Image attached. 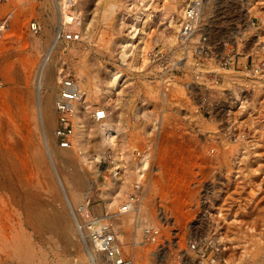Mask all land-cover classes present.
<instances>
[{
	"label": "rangeland",
	"instance_id": "1",
	"mask_svg": "<svg viewBox=\"0 0 264 264\" xmlns=\"http://www.w3.org/2000/svg\"><path fill=\"white\" fill-rule=\"evenodd\" d=\"M187 1L120 0L104 21L101 0H79L81 23L66 28L82 39L48 57L55 79L88 86L64 148L56 100L46 126L48 86L36 79L56 30L54 0H0V19L11 20L0 38V209L18 210L0 219V264H90L84 235L107 218L135 264H264V0H205L180 41ZM131 198L145 217L123 211ZM148 226L157 241L141 238ZM189 240L206 242L209 257L196 260Z\"/></svg>",
	"mask_w": 264,
	"mask_h": 264
},
{
	"label": "built area",
	"instance_id": "2",
	"mask_svg": "<svg viewBox=\"0 0 264 264\" xmlns=\"http://www.w3.org/2000/svg\"><path fill=\"white\" fill-rule=\"evenodd\" d=\"M205 0H188L184 6L183 19L178 33L180 41H186L197 29L200 19L204 11ZM65 7L62 14L63 24H71L80 20L79 0H59ZM10 15L0 19V38H2L10 26ZM29 28L33 33L41 30V23L37 19H32L29 23ZM82 30L80 28H66L60 26L55 30L52 42L47 49L46 57H51L55 51L64 50L71 43L78 42L82 39ZM45 57V58H46ZM59 90L55 103V111L57 115L55 135L60 145L64 148L71 147L73 136V121L72 113L74 104L80 95V88L77 81L63 75L59 80ZM107 116L104 108L96 109L94 117L98 120L104 119ZM136 201L134 198L129 199L122 205L123 211H129L135 208ZM159 229L154 226L145 227L142 230L141 238L157 241ZM86 242L93 244L94 249L90 250V255L93 264H135L133 258H127L122 249L121 237L113 226L111 218L95 230H91L87 236ZM138 240H135L134 245H138ZM189 250L194 254L196 260L206 256L208 246L206 242L199 243L193 240L188 241Z\"/></svg>",
	"mask_w": 264,
	"mask_h": 264
},
{
	"label": "bare ground",
	"instance_id": "3",
	"mask_svg": "<svg viewBox=\"0 0 264 264\" xmlns=\"http://www.w3.org/2000/svg\"><path fill=\"white\" fill-rule=\"evenodd\" d=\"M119 2H120V0H101V2H100V4H99V14H100V18L102 19V20H104V21H106V20H110V18H113V15H115V13H116V8L118 7V4H119ZM236 2L238 3V5H241V4H243L244 6H248V7H251L252 5H253V2H254V0H236ZM54 4L56 5L55 7V9H56V18H57V21H56V28L55 29H58L60 26H64V27H67V24H63V18H62V14H63V12L65 11V7L63 6V4L61 3V2H59V0H54ZM174 4V3H173ZM205 7H206V1H204V11H203V14L202 15H204L205 14ZM174 9H176V8H174ZM177 10V9H176ZM181 12H183L184 13V7H182L181 8ZM175 13H176V11H175ZM80 23H81V20H77L76 22H74V24L75 25H80ZM249 27V26H248ZM258 48L257 47H252V48H250L249 50H257ZM185 58H186V61H187V63L189 64V62L190 61H193V58H192V56H191V53L188 51V53H187V55L185 56ZM186 63V64H187ZM258 66V65H257ZM40 68H39V70H38V74H37V86L38 87H45V86H48V91L49 92H47V93H49L48 94V96H46V97H42L41 98V107L43 108V112H44V116H43V122H44V124L46 125V126H48V118L46 117L47 116V105L51 102V100L53 101V99L54 100H57V94H58V90H59V81L57 80V79H55V75L53 74V71H51L50 70V68H49V58H44L43 60H42V62H41V64H40V66H39ZM255 70L257 71V73H261L260 71H262V70H259L258 69V67L257 68H255ZM236 73V72H235ZM48 80V81H47ZM87 81H85V80H80V82H77L78 83V85H79V88H80V95H79V97L78 98H81V96L84 94V92L87 90V88H88V86H87V83H86ZM86 93V92H85ZM56 98V99H55ZM74 108L75 109H79L80 108V104H79V102L77 101V103L74 105ZM50 120V119H49ZM101 128L103 129V130H106V132L110 135V136H112L113 135V133H114V130L112 129V127H111V125L110 124H108L107 122H103L102 124H101ZM144 164H146V160H144ZM2 167V166H1ZM75 171V170H74ZM3 172H4V170H3ZM5 174V173H4ZM75 176H76V173L74 174ZM1 182V181H0ZM1 187H3V186H1L0 185V188ZM71 187V186H70ZM66 189V188H65ZM71 190V189H70ZM2 192V191H1ZM4 192V191H3ZM71 193H72V191H71ZM15 194V192H12V196ZM74 194V193H73ZM72 194V195H73ZM6 196H8V194H5V197ZM10 196H11V193H10ZM4 198V197H3ZM7 198V197H6ZM138 203H140V202H138ZM34 204V203H33ZM34 205H36V204H34ZM142 205L143 204H137V205H135V208H133V209H131L129 212H127V213H133V211H134V209H137V213L139 214V216L138 217H140V216H142L143 214L141 213L140 214V212H141V210H142ZM4 206V205H3ZM2 206V207H3ZM38 206V205H37ZM34 207V206H33ZM7 209V208H6ZM53 209V208H52ZM51 209V210H52ZM51 210H49V211H51ZM55 210V209H54ZM79 211V210H78ZM16 212H18V210L17 211H13V210H10L9 209V211L8 210H4V209H0V219L2 218H5V217H7V216H12V215H14V213H16ZM52 212H54V211H52ZM80 212V211H79ZM82 212V211H81ZM50 213V212H49ZM55 213V212H54ZM126 213V214H127ZM136 213V212H135ZM20 214V213H19ZM53 214V213H52ZM57 214H58V212H57ZM80 214V213H79ZM78 214V215H79ZM55 215H56V213H55ZM127 215H129V214H127ZM60 216V215H59ZM144 216V215H143ZM54 217V216H53ZM56 217H57V219H56ZM145 217V216H144ZM9 218H11V217H9ZM56 220H58V218H60V217H58V216H55L54 217ZM132 218H133V216L130 214L129 216H126V218L124 217V218H122V220H123V222H124V224H128V223H130V221H133L132 220ZM141 218V217H140ZM53 219V218H52ZM141 220V219H140ZM3 221V220H2ZM46 221V220H45ZM83 221V220H82ZM81 221V222H82ZM57 222V221H56ZM43 223H45V222H43ZM47 223V222H46ZM57 223H59V222H57ZM61 223V222H60ZM59 223V224H60ZM95 224H100V223H102L101 222V220H99V221H97V222H94ZM4 224H5V221H4ZM3 223H2V226L4 225ZM42 224H40V226H41ZM57 225V224H56ZM56 225H54V223H52V221H49V226H47L46 228H47V230H49V231H54V229H56ZM43 226V225H42ZM101 225H99V226H97V227H93L94 229H92V230H95V228L96 229H98L99 227H100ZM6 227V226H5ZM4 227V228H5ZM36 227H37V225H36ZM3 228V229H4ZM14 228V227H13ZM41 228V227H40ZM43 228V227H42ZM57 228H58V226H57ZM63 228V227H62ZM87 228V227H86ZM39 229V228H38ZM64 229V228H63ZM68 230V229H67ZM67 230H65L64 232H63V230H61V232H63V234L61 235V238H63L66 242H69L72 238H71V235H70V233H69V231H67ZM46 231V230H45ZM91 231V229L89 230V231H86V232H90ZM6 232H8V230L6 231ZM1 233V232H0ZM13 233V232H12ZM8 234H9V232H8ZM7 236V235H6ZM87 236H88V234H86V235H84V239L85 240H87ZM1 237V236H0ZM120 237L122 238V235L120 234ZM84 244V243H83ZM91 249H94V245L93 244H88V247H87V250H88V252H89V255H84L83 257H82V262L83 263H88L89 261H90V264H93V262H92V259H91V255H90V250ZM89 257V258H88ZM161 257V256H160ZM200 259H203V258H200ZM68 262V261H67ZM205 263H208L206 260H202V262L200 263V264H205Z\"/></svg>",
	"mask_w": 264,
	"mask_h": 264
}]
</instances>
